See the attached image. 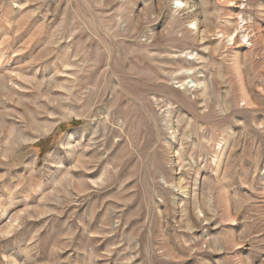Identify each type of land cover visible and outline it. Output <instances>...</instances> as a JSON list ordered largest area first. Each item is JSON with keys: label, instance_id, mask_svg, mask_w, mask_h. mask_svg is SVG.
<instances>
[{"label": "rangeland", "instance_id": "rangeland-1", "mask_svg": "<svg viewBox=\"0 0 264 264\" xmlns=\"http://www.w3.org/2000/svg\"><path fill=\"white\" fill-rule=\"evenodd\" d=\"M0 264H264V0H0Z\"/></svg>", "mask_w": 264, "mask_h": 264}, {"label": "bare ground", "instance_id": "bare-ground-1", "mask_svg": "<svg viewBox=\"0 0 264 264\" xmlns=\"http://www.w3.org/2000/svg\"><path fill=\"white\" fill-rule=\"evenodd\" d=\"M235 37H236V36H235ZM247 37H249V36H247V35H246V36H244V38H247ZM227 38H229V39H230V37H227ZM230 41H231V42H232V41H235V39H234V38H232V40H230ZM238 44H239V43H238ZM241 45H242V44H241Z\"/></svg>", "mask_w": 264, "mask_h": 264}]
</instances>
